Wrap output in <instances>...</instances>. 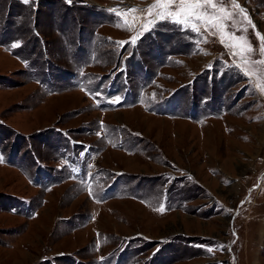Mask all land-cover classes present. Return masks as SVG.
<instances>
[{
  "label": "rangeland",
  "instance_id": "rangeland-1",
  "mask_svg": "<svg viewBox=\"0 0 264 264\" xmlns=\"http://www.w3.org/2000/svg\"><path fill=\"white\" fill-rule=\"evenodd\" d=\"M257 32L264 0H0V264H264Z\"/></svg>",
  "mask_w": 264,
  "mask_h": 264
},
{
  "label": "snow or ice",
  "instance_id": "snow-or-ice-1",
  "mask_svg": "<svg viewBox=\"0 0 264 264\" xmlns=\"http://www.w3.org/2000/svg\"><path fill=\"white\" fill-rule=\"evenodd\" d=\"M23 2L26 3V4H28V3L32 2V0H23ZM70 2H71V0H69V3H70ZM161 2H168V0H161ZM194 2H196V3H200L201 0H194ZM203 2H204V3H208V4H210V3L212 2V0H203ZM240 12H241V13H244V12H245V9L241 7V8H240ZM245 19H247V23H248L249 25H252L253 27H255L254 24H253V22H252V20H251L250 18L245 17ZM177 22H178V23H184V21H177ZM257 36H258L262 41H264V36H261V34H259L258 32H257ZM132 42H133V43L135 42V38L133 39ZM117 43H120L121 45H123L125 42H117ZM116 99H117V101H118V100H119V97H117ZM209 250H211V249H209Z\"/></svg>",
  "mask_w": 264,
  "mask_h": 264
}]
</instances>
